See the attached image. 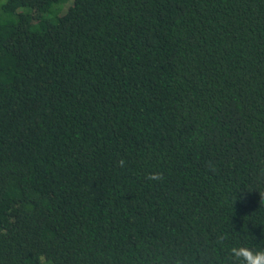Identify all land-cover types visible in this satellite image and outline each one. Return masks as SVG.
I'll return each instance as SVG.
<instances>
[{"label":"trees","instance_id":"1","mask_svg":"<svg viewBox=\"0 0 264 264\" xmlns=\"http://www.w3.org/2000/svg\"><path fill=\"white\" fill-rule=\"evenodd\" d=\"M241 245L264 248V0H0V264Z\"/></svg>","mask_w":264,"mask_h":264},{"label":"clouds","instance_id":"2","mask_svg":"<svg viewBox=\"0 0 264 264\" xmlns=\"http://www.w3.org/2000/svg\"><path fill=\"white\" fill-rule=\"evenodd\" d=\"M123 165V161L120 162ZM146 179L149 181H157L161 179L159 173H148ZM227 234L219 236L218 242H223L227 239ZM231 256L238 261V264H264V248L253 250V248L241 245L230 248Z\"/></svg>","mask_w":264,"mask_h":264}]
</instances>
